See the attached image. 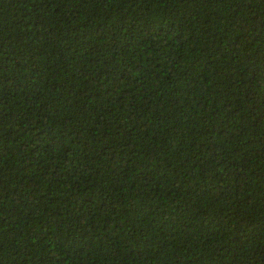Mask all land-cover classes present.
<instances>
[{"label":"trees","instance_id":"1","mask_svg":"<svg viewBox=\"0 0 264 264\" xmlns=\"http://www.w3.org/2000/svg\"><path fill=\"white\" fill-rule=\"evenodd\" d=\"M0 264H264V0H0Z\"/></svg>","mask_w":264,"mask_h":264}]
</instances>
